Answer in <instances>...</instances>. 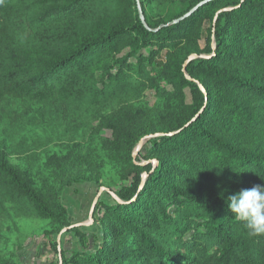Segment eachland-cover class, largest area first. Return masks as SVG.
Masks as SVG:
<instances>
[{
  "label": "trees",
  "instance_id": "trees-1",
  "mask_svg": "<svg viewBox=\"0 0 264 264\" xmlns=\"http://www.w3.org/2000/svg\"><path fill=\"white\" fill-rule=\"evenodd\" d=\"M152 88L155 108L135 111ZM60 122L111 130L132 174L62 264H264V235L226 203L264 185V0H0V219L10 206L67 223L60 189L80 154L51 158L64 180L49 192L9 160L39 163L44 125Z\"/></svg>",
  "mask_w": 264,
  "mask_h": 264
},
{
  "label": "rangeland",
  "instance_id": "rangeland-1",
  "mask_svg": "<svg viewBox=\"0 0 264 264\" xmlns=\"http://www.w3.org/2000/svg\"><path fill=\"white\" fill-rule=\"evenodd\" d=\"M207 30L210 25H204ZM205 46V40L201 41ZM146 53V51H144ZM166 51L157 59L156 73L161 62L165 61ZM158 75V74H157ZM157 86L172 91L165 82ZM157 91L150 89L141 103L135 104L137 112L149 114L156 105ZM186 102L191 103L190 92L186 91ZM58 124L44 125L43 135L48 137V146L40 151V162L29 168L23 157L10 156V163L25 172L33 186L40 192H49L51 187H60L64 176H58L55 164L51 158L64 155L63 149H69L80 154L83 159L80 166L74 168L67 179L70 185L60 189L61 202L67 211L66 224H55L49 220L28 217L17 214L11 209V219H0V257L7 264H62V252L84 251L87 238L97 233L94 224V210L98 203L106 205L119 201L116 192L120 187L132 182L129 177L131 170L121 163L112 161V155L107 150V145L113 139L111 130L100 127L97 123L81 130V125L72 128ZM101 124V123H100ZM147 139L146 141H148ZM144 141L140 147L146 144ZM140 150L134 152L138 163L143 161L138 156ZM92 153V154H91ZM90 154V156H89ZM51 164V166L49 165ZM82 169V172H81ZM104 209L100 214L103 215ZM79 229L74 231L73 229ZM83 234L85 236H83Z\"/></svg>",
  "mask_w": 264,
  "mask_h": 264
},
{
  "label": "clouds",
  "instance_id": "clouds-1",
  "mask_svg": "<svg viewBox=\"0 0 264 264\" xmlns=\"http://www.w3.org/2000/svg\"><path fill=\"white\" fill-rule=\"evenodd\" d=\"M226 203L234 219L244 225L249 235H264V185L229 195Z\"/></svg>",
  "mask_w": 264,
  "mask_h": 264
},
{
  "label": "water",
  "instance_id": "water-1",
  "mask_svg": "<svg viewBox=\"0 0 264 264\" xmlns=\"http://www.w3.org/2000/svg\"><path fill=\"white\" fill-rule=\"evenodd\" d=\"M193 12H194V11H192L190 14H192ZM139 13H140L141 18L143 19V15H142V12H141L140 8H139ZM190 14H189V15H190ZM195 58H196V56H193V57L190 58V60L195 59ZM151 138H152V137H147L146 139L142 140V142L138 145L136 151L138 152V151L140 150V147H141V145H142V143H143L144 141H146L147 139H151ZM134 157H135V155H134ZM155 164H156V162H155Z\"/></svg>",
  "mask_w": 264,
  "mask_h": 264
}]
</instances>
